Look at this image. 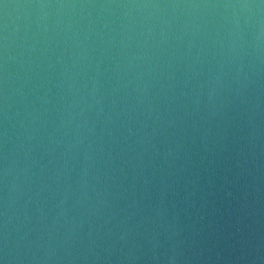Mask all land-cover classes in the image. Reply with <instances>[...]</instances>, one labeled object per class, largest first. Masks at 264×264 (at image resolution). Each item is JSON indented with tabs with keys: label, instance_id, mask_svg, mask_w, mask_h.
Here are the masks:
<instances>
[{
	"label": "water",
	"instance_id": "1",
	"mask_svg": "<svg viewBox=\"0 0 264 264\" xmlns=\"http://www.w3.org/2000/svg\"><path fill=\"white\" fill-rule=\"evenodd\" d=\"M0 264H264V0H0Z\"/></svg>",
	"mask_w": 264,
	"mask_h": 264
}]
</instances>
